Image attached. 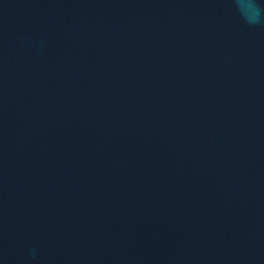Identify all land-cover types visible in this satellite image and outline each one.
<instances>
[{"label": "water", "instance_id": "1", "mask_svg": "<svg viewBox=\"0 0 264 264\" xmlns=\"http://www.w3.org/2000/svg\"><path fill=\"white\" fill-rule=\"evenodd\" d=\"M0 264H264V0H0Z\"/></svg>", "mask_w": 264, "mask_h": 264}]
</instances>
